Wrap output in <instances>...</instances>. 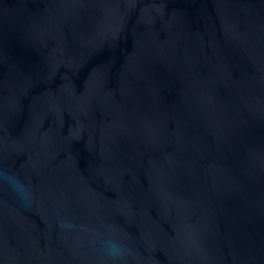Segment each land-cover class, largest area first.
<instances>
[{
    "label": "water",
    "instance_id": "water-1",
    "mask_svg": "<svg viewBox=\"0 0 264 264\" xmlns=\"http://www.w3.org/2000/svg\"><path fill=\"white\" fill-rule=\"evenodd\" d=\"M0 264H264V0H0Z\"/></svg>",
    "mask_w": 264,
    "mask_h": 264
}]
</instances>
